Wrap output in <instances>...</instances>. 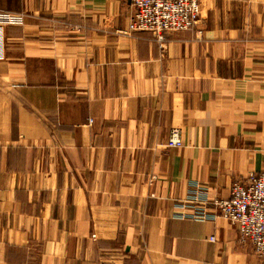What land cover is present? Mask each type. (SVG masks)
<instances>
[{
  "label": "crops",
  "instance_id": "0c3cea01",
  "mask_svg": "<svg viewBox=\"0 0 264 264\" xmlns=\"http://www.w3.org/2000/svg\"><path fill=\"white\" fill-rule=\"evenodd\" d=\"M0 12L23 21L0 26V264H264L222 218L174 217L192 182L226 200L264 174V0H204L164 47L129 0Z\"/></svg>",
  "mask_w": 264,
  "mask_h": 264
},
{
  "label": "built area",
  "instance_id": "2783aa9c",
  "mask_svg": "<svg viewBox=\"0 0 264 264\" xmlns=\"http://www.w3.org/2000/svg\"><path fill=\"white\" fill-rule=\"evenodd\" d=\"M203 1L129 0L134 10L130 30L148 33L160 47H164L169 34L199 27ZM21 23L19 16L0 12V26ZM182 146L180 132L172 131L166 147ZM210 206L214 211L209 210ZM175 209L176 219L208 222L222 218L236 226L241 243L252 246L255 255L264 261V174H251L235 180L226 200L211 201L207 190L192 182L186 198L177 200ZM211 241L214 242L215 238L212 237Z\"/></svg>",
  "mask_w": 264,
  "mask_h": 264
},
{
  "label": "rangeland",
  "instance_id": "374dc122",
  "mask_svg": "<svg viewBox=\"0 0 264 264\" xmlns=\"http://www.w3.org/2000/svg\"><path fill=\"white\" fill-rule=\"evenodd\" d=\"M131 4V3H130ZM132 7V6H131ZM4 13V12H3ZM133 13H134V10H133V7H132V13H131V16H130V18H129V27H128V32H131V33H135L136 31H131L130 30V22H131V19H132V15H133ZM13 15H15V14H13ZM17 16V15H16ZM22 23H23V21H22ZM21 23V24H22ZM21 24H18V25H21ZM18 25H3V26H18ZM194 30H198V28H196V29H192V30H189V31H194ZM185 32H187V31H185ZM197 32H200V31H197ZM139 33H141V32H139ZM256 175H263V174H256Z\"/></svg>",
  "mask_w": 264,
  "mask_h": 264
}]
</instances>
